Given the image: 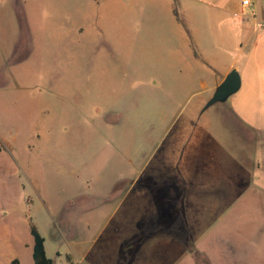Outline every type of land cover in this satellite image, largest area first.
<instances>
[{
	"label": "rangeland",
	"instance_id": "374dc122",
	"mask_svg": "<svg viewBox=\"0 0 264 264\" xmlns=\"http://www.w3.org/2000/svg\"><path fill=\"white\" fill-rule=\"evenodd\" d=\"M92 2L0 0V240L11 244L0 264H11L9 256L34 264L30 222L54 264H119L125 243L129 253L146 237L129 264H199L190 236L209 264H264V137L223 112L227 100L212 105V134L184 187L157 192L153 177L177 176L163 149L153 143L143 172L116 137L140 124L144 109L130 86L137 74L146 81L158 59L137 54V26L122 31L117 9L109 12L116 40L102 56L101 40L61 38L59 27L85 22ZM257 12L264 20V0ZM153 105L154 138L168 122ZM163 105L170 115L182 108ZM132 136L133 147L148 151L140 130ZM136 176L142 185L123 198L124 179Z\"/></svg>",
	"mask_w": 264,
	"mask_h": 264
},
{
	"label": "crops",
	"instance_id": "0c3cea01",
	"mask_svg": "<svg viewBox=\"0 0 264 264\" xmlns=\"http://www.w3.org/2000/svg\"><path fill=\"white\" fill-rule=\"evenodd\" d=\"M257 1L251 0V6L245 8L242 0H93L91 8L85 12V22L77 28L59 27L61 38L101 40L97 56H102L103 48L112 47L116 40L109 12L117 9L121 12L118 21L122 31L134 24L137 26V54L158 59L159 66L146 81L137 74L130 86L137 89L132 93L133 99L144 111L138 115L140 124L130 126L131 129L129 125L122 126L116 146L131 166L139 161L137 167L143 172L152 162L151 147L156 144L155 152L163 149L161 154L177 173L174 178L151 179L155 190L164 196L165 192L184 187L188 170L197 159L196 153L206 150L203 138L212 134V123L203 107L234 68L241 75V88L228 98L221 110L232 115L247 131L264 137V20L257 17ZM174 103L182 108L170 115L163 104ZM149 104H155L151 113L161 122H168L154 138V132L147 131L148 126L149 129L153 126L149 125L151 116L146 111ZM137 130L150 142L148 151L142 144L133 147L132 135L137 134ZM125 137L128 139L124 140ZM168 138L170 143L165 145ZM125 180L127 188L123 198L143 182L137 176ZM165 198L160 199L165 201ZM10 248L8 240H0L1 257ZM13 257L9 256L8 260L19 264V259Z\"/></svg>",
	"mask_w": 264,
	"mask_h": 264
},
{
	"label": "trees",
	"instance_id": "16d2710c",
	"mask_svg": "<svg viewBox=\"0 0 264 264\" xmlns=\"http://www.w3.org/2000/svg\"><path fill=\"white\" fill-rule=\"evenodd\" d=\"M180 205H181V207H180ZM181 208L183 209V202L182 201L179 203V206H178V209L181 210ZM178 213L179 214H177V216H175V217L180 218L182 212L181 213L178 212ZM167 216L169 217L170 214H168ZM30 232H31V235L33 237V253H32V256H33L34 264H54L53 258H51L47 255L46 246H45V238L40 233L37 226L33 222H30ZM146 239H147V237L143 241H141V240L138 241V246L135 249H133V251H130L129 253H125V249H126L125 248L126 243H125V246L122 249V253H121L122 256L119 259V264H129V262H131L132 257L134 255H136L140 246L142 245V243ZM186 245H187L189 252L194 256L195 260L199 264H209L208 260L196 248V245H195L191 236L187 238ZM12 264H17V262L13 261Z\"/></svg>",
	"mask_w": 264,
	"mask_h": 264
},
{
	"label": "water",
	"instance_id": "95a60500",
	"mask_svg": "<svg viewBox=\"0 0 264 264\" xmlns=\"http://www.w3.org/2000/svg\"><path fill=\"white\" fill-rule=\"evenodd\" d=\"M242 79L237 69H232L224 78V80L216 87L212 97L204 105L203 110L208 109L218 102H224L228 98L238 92L241 88Z\"/></svg>",
	"mask_w": 264,
	"mask_h": 264
},
{
	"label": "built area",
	"instance_id": "2783aa9c",
	"mask_svg": "<svg viewBox=\"0 0 264 264\" xmlns=\"http://www.w3.org/2000/svg\"><path fill=\"white\" fill-rule=\"evenodd\" d=\"M243 7H249L251 6V0H242Z\"/></svg>",
	"mask_w": 264,
	"mask_h": 264
}]
</instances>
